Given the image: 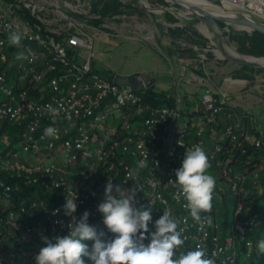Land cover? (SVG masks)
<instances>
[{
    "label": "built area",
    "instance_id": "2783aa9c",
    "mask_svg": "<svg viewBox=\"0 0 264 264\" xmlns=\"http://www.w3.org/2000/svg\"><path fill=\"white\" fill-rule=\"evenodd\" d=\"M212 1L264 23V0ZM95 2L0 0V242L27 243L9 250L15 257L12 264L26 252L31 256L23 264H36L35 257L46 246L43 237L55 241L68 235L73 217L78 222L85 211L90 214L87 223L104 233L102 240L114 239L98 205L105 199L109 179L126 190L135 187L128 173L141 161L146 167L138 168L136 180L142 191L136 189L133 206L152 209L145 245L156 231L155 221L168 209L183 229L185 243L177 256L200 245L216 264H252L259 254L255 238L264 230V154L258 162L250 156L244 159L246 146L264 150V139L249 132L255 118L229 111L226 93L219 97L205 88L193 101H184L174 91V105L156 106L142 88L120 85L117 78L103 75L94 53L96 35H120L133 26L144 41L155 42L157 36L133 14L128 0H119L123 10L108 17L101 7L96 10ZM164 25L165 36L169 28L184 26ZM17 29L24 34L22 49L8 40ZM210 39L203 47L184 35L175 44L193 52L198 71L215 52ZM28 49L33 54L29 60L14 58ZM194 73V80L204 87L206 78ZM48 105L63 106L55 123ZM49 126L57 129L58 138L44 136ZM194 146L204 150L209 168L220 173L237 197L230 231L217 216L215 204L218 196L225 204V190L216 184L212 210L201 214L212 223L201 228L183 207L186 201L178 187L169 183L176 180L186 150ZM70 194L77 197V210L67 216L65 197ZM85 243L91 250L94 241Z\"/></svg>",
    "mask_w": 264,
    "mask_h": 264
},
{
    "label": "clouds",
    "instance_id": "9594fccd",
    "mask_svg": "<svg viewBox=\"0 0 264 264\" xmlns=\"http://www.w3.org/2000/svg\"><path fill=\"white\" fill-rule=\"evenodd\" d=\"M23 38L24 34L19 29L8 36L10 45L18 49L23 48ZM32 55L30 49L21 50L14 58L18 61L29 60ZM62 110V105L47 106L53 123ZM44 136L58 138L57 129L47 127ZM139 167H146V162L141 161L137 168L128 173L129 179L136 181L135 187L126 190L114 185L109 179L105 187V199L98 205V211L103 214V223L115 234L114 239L109 242L102 240L104 233L87 223L90 214L85 211L78 222L73 217V222L68 225V235L57 237L55 241L43 237L46 246L35 257L36 264H85V257L93 264H216L214 259L208 258L207 249L200 245L195 250L179 252L177 256V249L185 243L183 229L179 228V221L168 209H164L163 215L155 221L156 231L151 233L150 243H143L148 238L145 234L149 232L152 209L133 206L136 189L142 191V186L136 180ZM209 167L204 150L194 146L186 150L182 166L175 172L176 180L169 182L178 187L186 201L183 207L201 228L205 222L212 223L211 217L201 215L211 212L216 187L215 178L207 174ZM76 198V195L71 194L65 197V215L72 216L76 212ZM85 241H94L91 250ZM257 249L260 254H264V239L259 241Z\"/></svg>",
    "mask_w": 264,
    "mask_h": 264
},
{
    "label": "rangeland",
    "instance_id": "374dc122",
    "mask_svg": "<svg viewBox=\"0 0 264 264\" xmlns=\"http://www.w3.org/2000/svg\"><path fill=\"white\" fill-rule=\"evenodd\" d=\"M130 2V8L133 14H136L141 19V22L145 24L143 20V14L137 11V8H142L136 0H128ZM136 1V2H135ZM149 4H153L152 0H146ZM154 5V4H153ZM152 5V6H153ZM153 7H162V6H153ZM124 6L121 8L123 10ZM136 10V11H135ZM145 10V9H144ZM146 11V10H145ZM145 13H148L147 11ZM150 14V13H149ZM165 13H157L155 15H151L157 20H159ZM166 18V17H165ZM167 19V18H166ZM179 19V18H178ZM182 20V19H180ZM168 21V20H167ZM184 21V20H183ZM140 22V21H139ZM188 24L194 23L195 21H185ZM197 22V21H196ZM161 23L164 25L162 21L157 22L158 24ZM200 23V22H199ZM170 24H181V23H167ZM184 25V24H183ZM200 28H195L206 40L203 47L211 44V39L214 41L215 45L212 46V49L215 50L211 52L210 59L214 62V67H225V74L221 75L220 77L216 78L218 84H221L223 78L226 76H232L236 74V72L240 71L239 67H235V65L229 63L223 58L222 48L214 35V33L205 25ZM148 30V28H146ZM159 29V28H158ZM171 29H180L179 27H174ZM131 31H121L119 35L117 32L113 31L111 33L104 32L99 33L95 36V46H94V53L97 54V67L98 70L105 76L110 77L112 79H116L118 76L122 77H129L135 74H143L148 79H156L157 89L161 92H170L173 90L177 93L182 95L184 101H193L196 98V89L200 88L198 82H196L193 78L192 72L194 69L192 67H199V65L194 60L195 55L193 52L189 51L191 55H182L185 51L178 49V46L175 44L177 38H170L168 35L162 37L159 32V36L157 38H161L162 42L164 39L168 37L171 40H166L163 44L166 47L174 48L178 50V53L171 54L167 50H161L157 43V39L155 42L152 41H144L140 35L136 34V29L132 26L130 29ZM149 31V30H148ZM204 33V34H203ZM210 36V37H209ZM228 37V45L225 46L226 50H232L231 52L240 55L241 57H245L247 55L241 54L238 51V44L236 42H232ZM181 54V55H180ZM218 58L219 60H216ZM218 62V63H217ZM187 68H184L186 67ZM189 66V67H188ZM200 69V68H199ZM264 69V67H263ZM254 79L250 81L249 84L244 85L245 87L242 89V92L252 96H255L260 99H264V71L262 73H254ZM169 89V90H168ZM248 100L250 96L247 97ZM257 111H253L258 120L256 119V127L262 129L264 127V118L261 116V112L263 110V105L258 107ZM185 108V105H182ZM263 115V114H262ZM263 138V137H262ZM249 171V169H245ZM207 173L216 177V184L225 190V204L222 205L220 203L219 196L216 200V208L218 210L217 216L219 217L222 223H228V231L231 230L232 223L234 222V214L236 208V201L237 197L233 192L231 186L227 184L222 178H220V173H218L214 168H209ZM261 237H256V241L259 243L261 239H264V231L261 232ZM25 243V242H24ZM22 243L15 241V240H5L0 242V261H3V264H12L13 260L15 259L12 250L15 246L17 248L25 247L27 243L24 245H20ZM28 247V246H27ZM26 247V248H27ZM31 253L26 252L22 254L21 257L18 259L17 264H23L24 261L29 260ZM15 261V260H14ZM252 264H264V256L262 254L257 255V259L251 260Z\"/></svg>",
    "mask_w": 264,
    "mask_h": 264
},
{
    "label": "water",
    "instance_id": "95a60500",
    "mask_svg": "<svg viewBox=\"0 0 264 264\" xmlns=\"http://www.w3.org/2000/svg\"><path fill=\"white\" fill-rule=\"evenodd\" d=\"M138 4L151 15L157 13H171L184 21H198L205 24L216 36L221 48L223 58L231 64L239 67L263 68L264 57L257 58L253 56L241 57L238 54L226 50L228 45L227 33H253L257 32L264 35V23L253 16L243 12L229 11L212 0H164L168 6L153 7L146 0H136ZM221 24L226 25L223 27ZM185 26H189L184 23ZM157 45L161 50L172 52L171 48L164 46L161 38H157ZM120 85H129L134 89H148L156 83V79H148L143 74H135L129 77H117Z\"/></svg>",
    "mask_w": 264,
    "mask_h": 264
},
{
    "label": "trees",
    "instance_id": "16d2710c",
    "mask_svg": "<svg viewBox=\"0 0 264 264\" xmlns=\"http://www.w3.org/2000/svg\"><path fill=\"white\" fill-rule=\"evenodd\" d=\"M151 1V0H150ZM136 2V1H135ZM152 3H159L165 6H168V4L164 0H152ZM96 10L101 7L102 11L101 13L103 14L104 17H108L111 15L112 12H119L123 5L119 2V0H96L95 2ZM129 8H132L129 6ZM133 9V8H132ZM134 11V9H133ZM136 11V10H135ZM137 11H139L141 14H145V10L143 8H137ZM164 16L167 18V20L171 23H177L180 21V19L176 18L174 14L171 13H165ZM97 25H100L102 22L101 21H95L94 22ZM223 27H226V25L221 24ZM159 32L162 37L165 36V27L163 24L159 23L158 24ZM188 36L193 42H196L202 46L206 45L205 43L207 40L193 27H188V26H183V28L180 29H171L169 28V37L170 38H177L181 36ZM229 36L230 40L232 42H236L238 44V51L241 54L247 55V56H253L257 58H262L264 57V35L253 32V33H234V32H228L226 34ZM172 52L171 54L178 53V50L171 48ZM181 55V54H180ZM182 55H191L190 52H185ZM264 71L263 68H254V67H241L240 71L236 72L234 75V78L236 79H242V80H248L249 82L254 79L253 74L254 73H262ZM200 74L203 72L201 70H198ZM141 93H145L146 99H148V102L159 106V105H164V104H169V105H174L176 103V99L174 95L168 92H161L155 87L150 86L148 89H141ZM229 111L236 112L233 110V108L227 107ZM240 115H243L244 113L238 112ZM261 137V136H260ZM246 149L248 150L247 154L244 155V159H248V157L254 158L255 162H258L259 158L261 159V156L264 154V150L256 149L254 146L249 145L246 146ZM244 167V166H243ZM249 169V168H248ZM264 175V174H263ZM220 178L222 176L220 175ZM264 178V177H263ZM264 230H261L257 236L258 238L261 237V232ZM18 246H15V250H17ZM264 256V254H262Z\"/></svg>",
    "mask_w": 264,
    "mask_h": 264
},
{
    "label": "crops",
    "instance_id": "0c3cea01",
    "mask_svg": "<svg viewBox=\"0 0 264 264\" xmlns=\"http://www.w3.org/2000/svg\"><path fill=\"white\" fill-rule=\"evenodd\" d=\"M153 6H165V5L155 3ZM165 7H167V6H165ZM142 16H143L142 18L145 21L146 27L148 28L149 32L154 33L156 36H159V29L157 27V22L162 21L165 24L170 23L169 21H167L165 16H162L159 20H157L156 18L151 16L149 13H145ZM177 23L184 24L186 22L183 20H180ZM200 24L203 25L202 23L195 21L194 23H191L188 25L193 26L195 28L203 29V28H201L203 26H200ZM167 39L171 40L168 37H166L164 39V42ZM216 60H219V59L216 58ZM235 67H239V66L235 65ZM184 68H187V66ZM192 68L194 69V72H196L197 74H200L197 71L198 67H192ZM239 68H241V67H239ZM201 71L203 73L200 75L204 76L206 78V84L204 87L199 86L200 88L196 89V91H197L195 94L196 97L200 96L204 92L205 88L211 89L219 97H220V94L226 93L229 96L228 107L233 108V110L237 111V113L238 112L250 113L255 119H254V128H253V126H251V127L249 126V132L253 135H259V136L263 137V139H264V127L262 126V129L259 128V130L257 129L256 119L258 120V118L256 117V115L253 112L254 110L257 111V109H256L257 105H259L258 107H261L263 105V110L261 112L263 115L261 114V116H263V118H264V99H260V98H257L255 96H252V95H250L251 93L249 94V92H248V94L242 92V89L245 87L244 85L249 84L250 82L248 80L236 79V78H234V75H235L234 74L232 76L224 77L221 84H218V82L216 81V78L220 77V74L221 75L225 74V72L227 70H225V67H222V68L214 67V62L211 59L205 65L204 69ZM194 72H192V75L193 74L195 75ZM153 87H155V89H161V88H157L156 83L153 85ZM170 90L168 91V93H171V94L175 93L174 90L172 92H170ZM248 96H250L249 100L247 98ZM263 177H264V175H263Z\"/></svg>",
    "mask_w": 264,
    "mask_h": 264
},
{
    "label": "bare ground",
    "instance_id": "6f19581e",
    "mask_svg": "<svg viewBox=\"0 0 264 264\" xmlns=\"http://www.w3.org/2000/svg\"><path fill=\"white\" fill-rule=\"evenodd\" d=\"M200 2H203V0H199ZM232 51V50H231ZM262 63H264V61H262Z\"/></svg>",
    "mask_w": 264,
    "mask_h": 264
}]
</instances>
